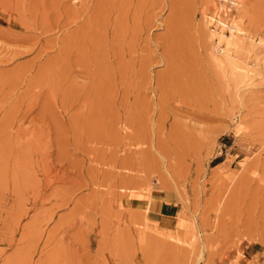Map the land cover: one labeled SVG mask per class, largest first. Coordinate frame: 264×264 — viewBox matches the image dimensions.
I'll use <instances>...</instances> for the list:
<instances>
[{
  "label": "rangeland",
  "instance_id": "rangeland-1",
  "mask_svg": "<svg viewBox=\"0 0 264 264\" xmlns=\"http://www.w3.org/2000/svg\"><path fill=\"white\" fill-rule=\"evenodd\" d=\"M0 264H264V0H0Z\"/></svg>",
  "mask_w": 264,
  "mask_h": 264
},
{
  "label": "crops",
  "instance_id": "crops-1",
  "mask_svg": "<svg viewBox=\"0 0 264 264\" xmlns=\"http://www.w3.org/2000/svg\"><path fill=\"white\" fill-rule=\"evenodd\" d=\"M153 208L146 213V218L149 222L159 224L163 217H175L179 211V205L172 200H165L160 196L153 198L150 203Z\"/></svg>",
  "mask_w": 264,
  "mask_h": 264
},
{
  "label": "bare ground",
  "instance_id": "bare-ground-1",
  "mask_svg": "<svg viewBox=\"0 0 264 264\" xmlns=\"http://www.w3.org/2000/svg\"><path fill=\"white\" fill-rule=\"evenodd\" d=\"M120 1H121V0H120ZM113 4H114V3H113ZM241 4H242V3H241ZM241 7H242V6H241ZM117 12H118V11H117ZM118 14H119V16H120V13H118ZM121 14H122V13H121ZM125 17H126V16H125ZM135 19H136V18H135ZM133 20H134V19H133ZM139 21H140V20H139ZM123 29H124V28H123ZM132 30H133V28H132ZM117 32H118V31H117ZM120 32H121V31H120ZM132 32H133V31H132ZM123 33H124V31H123ZM124 35H125V34H124ZM117 40H118V39H117ZM117 42H118V41H117ZM117 42H116V43H117ZM105 43H106V42H105ZM98 44H99V43H98ZM118 46H119V45H118ZM101 57H102V55H101ZM100 61H101V60H100ZM101 62H102V61H101ZM230 65H232V64H230ZM237 67H238V66H237ZM230 68H232V67H230ZM233 68H234V69H233ZM233 68H232L233 70L236 69L235 67H233ZM239 68H240V67H239ZM239 70H241V69H239ZM236 71H237V70H236ZM234 73H235V71H234ZM240 73H241V72H240ZM241 74H242V73H241ZM235 75H236V74H235ZM243 75H245V74H242V77H243ZM239 76L241 77V75H239ZM242 77H241V78H242ZM241 78L238 79V80H240V81L242 82ZM243 79H244V78H243ZM240 81H239V82H240ZM243 81H244V80H243ZM213 253H214V252H213Z\"/></svg>",
  "mask_w": 264,
  "mask_h": 264
}]
</instances>
